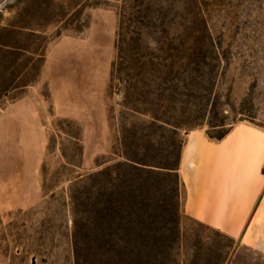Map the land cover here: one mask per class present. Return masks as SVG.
I'll list each match as a JSON object with an SVG mask.
<instances>
[{
  "label": "rangeland",
  "instance_id": "rangeland-1",
  "mask_svg": "<svg viewBox=\"0 0 264 264\" xmlns=\"http://www.w3.org/2000/svg\"><path fill=\"white\" fill-rule=\"evenodd\" d=\"M184 1L173 0L174 22L168 23L163 49L184 62L188 57L202 61L201 68L180 71L174 97L167 92L160 101L156 93L152 97L176 108L204 105L203 100L180 93L186 92L191 78L208 82L209 65L203 61L216 63L212 87L227 115H236L235 122L221 139L210 137L207 125L179 130L181 153L194 136H203L218 147L232 143L230 151L212 158L203 177L211 194L221 195L226 213L244 216L239 224L218 221L217 200L211 199L210 211L200 213L203 220L194 218L196 211L188 201L192 188L181 164L182 230L197 232L204 245L229 244L210 229L230 237L233 242L225 264H264V222L257 229L258 224L251 221L264 195V183L246 213L242 201L248 154L236 145L240 125L264 133V0H197L216 55L187 50L193 46L184 27L192 23ZM49 2L44 10L40 0H0V39L11 41L8 48L3 47L11 52L0 55L4 65L0 73L13 74L18 86L0 100V264H74L70 185L121 159V123L130 126L146 118L122 117L121 86L112 76L117 40H127L131 34L130 23L127 29L122 25L121 0ZM146 42L152 55L160 53L157 43ZM179 43L176 53L173 47ZM11 45L18 46L16 55ZM240 104L252 118L235 112ZM260 172L264 175V158ZM244 232L248 239L242 242Z\"/></svg>",
  "mask_w": 264,
  "mask_h": 264
},
{
  "label": "trees",
  "instance_id": "trees-1",
  "mask_svg": "<svg viewBox=\"0 0 264 264\" xmlns=\"http://www.w3.org/2000/svg\"><path fill=\"white\" fill-rule=\"evenodd\" d=\"M184 2L192 23V28L184 27L193 46L187 50L216 55L215 42L197 0ZM49 3L40 0L44 10ZM172 4L173 0H121L122 25L127 29L126 23H130L131 34L127 40L123 37L117 40L118 56L112 65V76L121 86L122 117L129 114L146 118L130 126L121 123V159L87 173L70 185L74 264H225L227 261L233 242L230 237L209 228L214 236L225 238L229 244L204 245L197 232L182 230L178 168L183 139L179 130L207 125L208 135L221 139L229 132L236 115H227L218 92L212 87L217 70L213 62L203 61L209 65L206 84L191 78L184 87L186 92L180 93L188 99L203 100L204 105L176 108L154 101L155 93L158 101L165 92L174 97L181 81L180 71L189 67L199 71L202 63L190 57L181 61L175 53L163 49L168 23L174 22L170 15ZM147 39L158 44V55L150 53ZM10 42L0 39L1 56L11 52L3 49ZM11 46L12 54L16 55L18 46ZM179 46L181 43L173 47L176 53ZM167 54L170 55L166 57ZM0 70H4L2 61ZM12 75L0 73V100L18 87L17 78ZM246 110L240 104L235 112L252 118Z\"/></svg>",
  "mask_w": 264,
  "mask_h": 264
},
{
  "label": "bare ground",
  "instance_id": "bare-ground-1",
  "mask_svg": "<svg viewBox=\"0 0 264 264\" xmlns=\"http://www.w3.org/2000/svg\"><path fill=\"white\" fill-rule=\"evenodd\" d=\"M238 132L239 134H237V143L239 145H236L240 150L244 148L248 154V164L246 165L247 167L245 169L243 181L246 188V195L243 198V204L247 208L248 204L252 200V197H254L255 193L262 187L264 183V175L260 172V167L264 158V133L254 127L245 125H240L238 127ZM230 149H232V143L226 142L225 145L218 147L213 142L203 138V136H194L191 139L188 147L182 151L180 163L182 164V175L188 181L189 186L192 188V193L190 194L188 201L190 206L196 211V213L200 215V213L204 214L206 210L210 211L209 206H211V202L209 201L211 199H215L217 200L216 211L218 221L224 220L229 224H239L242 221L243 216L238 215V217L234 218L230 213H226L221 204V195L211 194V191L205 185L206 179L203 177V175H205L209 170L212 158L215 155L220 154L221 152H228L230 151ZM255 210V214L253 215L251 221H254L258 224V229L261 227L262 222H264V195L261 198L257 209ZM246 239H248V236L245 233L243 240Z\"/></svg>",
  "mask_w": 264,
  "mask_h": 264
},
{
  "label": "crops",
  "instance_id": "crops-1",
  "mask_svg": "<svg viewBox=\"0 0 264 264\" xmlns=\"http://www.w3.org/2000/svg\"><path fill=\"white\" fill-rule=\"evenodd\" d=\"M225 137V136H224ZM235 148H236V151L238 150L237 149V147L235 146ZM247 149V148H246ZM240 150V149H239ZM180 159H181V156H180ZM179 165L181 166V163H179ZM178 170H179V168H178ZM244 200V199H243ZM253 201H254V197H252V200L250 201V203L248 204V206H247V208H246V210H245V212L247 213L248 212V210H249V208H250V206L252 205V203H253ZM242 203H243V201H242ZM256 211V210H255ZM244 212V213H245ZM255 213V212H254ZM254 215V214H253ZM194 216V218H197L198 220H203V219H201V216L199 215V214H197V213H195V215H193ZM242 216H244V214L242 215ZM253 217V216H252ZM252 219V218H251ZM210 224V223H209ZM213 227H216V226H213ZM244 234H245V232L243 233V235L241 236V241H243V238H244Z\"/></svg>",
  "mask_w": 264,
  "mask_h": 264
}]
</instances>
